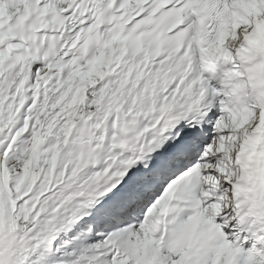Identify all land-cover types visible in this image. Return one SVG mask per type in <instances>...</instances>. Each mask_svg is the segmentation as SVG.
<instances>
[{
  "label": "snow or ice",
  "instance_id": "snow-or-ice-1",
  "mask_svg": "<svg viewBox=\"0 0 264 264\" xmlns=\"http://www.w3.org/2000/svg\"><path fill=\"white\" fill-rule=\"evenodd\" d=\"M0 264H264V0H0Z\"/></svg>",
  "mask_w": 264,
  "mask_h": 264
}]
</instances>
